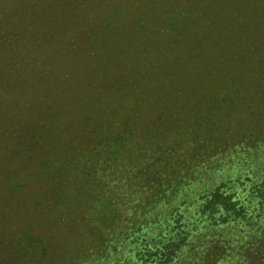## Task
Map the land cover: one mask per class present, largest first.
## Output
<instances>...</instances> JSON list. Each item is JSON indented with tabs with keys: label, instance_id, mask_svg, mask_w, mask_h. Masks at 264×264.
Listing matches in <instances>:
<instances>
[{
	"label": "rangeland",
	"instance_id": "374dc122",
	"mask_svg": "<svg viewBox=\"0 0 264 264\" xmlns=\"http://www.w3.org/2000/svg\"><path fill=\"white\" fill-rule=\"evenodd\" d=\"M0 264H264V0H0Z\"/></svg>",
	"mask_w": 264,
	"mask_h": 264
}]
</instances>
